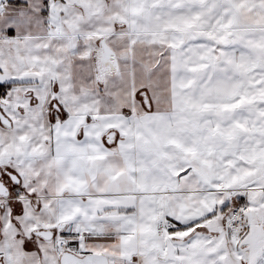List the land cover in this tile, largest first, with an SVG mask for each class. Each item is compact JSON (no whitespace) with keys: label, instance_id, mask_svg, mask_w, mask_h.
I'll return each instance as SVG.
<instances>
[{"label":"snow or ice","instance_id":"obj_1","mask_svg":"<svg viewBox=\"0 0 264 264\" xmlns=\"http://www.w3.org/2000/svg\"><path fill=\"white\" fill-rule=\"evenodd\" d=\"M0 264H264V0H0Z\"/></svg>","mask_w":264,"mask_h":264}]
</instances>
